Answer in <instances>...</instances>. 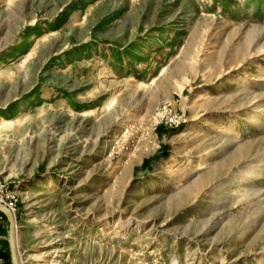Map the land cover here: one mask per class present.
<instances>
[{
    "label": "rangeland",
    "instance_id": "obj_1",
    "mask_svg": "<svg viewBox=\"0 0 264 264\" xmlns=\"http://www.w3.org/2000/svg\"><path fill=\"white\" fill-rule=\"evenodd\" d=\"M0 184L19 264H264V0H0Z\"/></svg>",
    "mask_w": 264,
    "mask_h": 264
},
{
    "label": "built area",
    "instance_id": "obj_2",
    "mask_svg": "<svg viewBox=\"0 0 264 264\" xmlns=\"http://www.w3.org/2000/svg\"><path fill=\"white\" fill-rule=\"evenodd\" d=\"M167 122L175 123V117L172 115L167 116ZM0 206L6 207L13 215L16 211V202L12 198L10 191L1 186L0 184ZM5 218L0 213V227L4 224ZM0 264H4L3 250L0 246Z\"/></svg>",
    "mask_w": 264,
    "mask_h": 264
},
{
    "label": "water",
    "instance_id": "obj_3",
    "mask_svg": "<svg viewBox=\"0 0 264 264\" xmlns=\"http://www.w3.org/2000/svg\"><path fill=\"white\" fill-rule=\"evenodd\" d=\"M0 213L6 217L10 227L9 245L11 251V262L12 264H19L18 256H17V248H16V237H15V230H16L15 219L12 213L6 207L0 206Z\"/></svg>",
    "mask_w": 264,
    "mask_h": 264
},
{
    "label": "bare ground",
    "instance_id": "obj_4",
    "mask_svg": "<svg viewBox=\"0 0 264 264\" xmlns=\"http://www.w3.org/2000/svg\"><path fill=\"white\" fill-rule=\"evenodd\" d=\"M200 97H201V96H200ZM200 97H199V98H200ZM204 98H206V97H203V99H204ZM201 99H202V97H201ZM196 101H197V100H196ZM199 102H200V101H199ZM197 103H198V102H197ZM197 103H196V104H197ZM107 104H108V103H107ZM109 105H110V104L107 105V108L109 107ZM87 112H89V111H87ZM85 114H86V113H85ZM207 162H208V161H207ZM207 162H206V163H207ZM206 168H207V165H206V164H201V163H200V165H198V169H199V170H204V169H206ZM56 186H57V185H56L55 183H53V182L49 183V189H50V190L55 189ZM56 189H57V188H56ZM59 264H61V262H59Z\"/></svg>",
    "mask_w": 264,
    "mask_h": 264
},
{
    "label": "crops",
    "instance_id": "obj_5",
    "mask_svg": "<svg viewBox=\"0 0 264 264\" xmlns=\"http://www.w3.org/2000/svg\"><path fill=\"white\" fill-rule=\"evenodd\" d=\"M3 229H4V227H3V225H2V226L0 227V245H2L4 241H6L5 239L8 240V238H9V236H8V238H7V236L5 235ZM8 242H9V240H8Z\"/></svg>",
    "mask_w": 264,
    "mask_h": 264
}]
</instances>
